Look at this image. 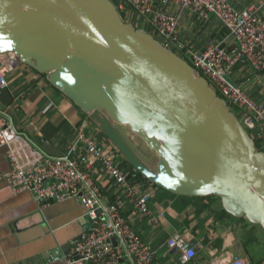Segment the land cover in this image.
Returning a JSON list of instances; mask_svg holds the SVG:
<instances>
[{
	"label": "water",
	"instance_id": "1",
	"mask_svg": "<svg viewBox=\"0 0 264 264\" xmlns=\"http://www.w3.org/2000/svg\"><path fill=\"white\" fill-rule=\"evenodd\" d=\"M0 53L45 75L145 181L217 197L264 232V152L204 77L110 0H0Z\"/></svg>",
	"mask_w": 264,
	"mask_h": 264
},
{
	"label": "crops",
	"instance_id": "2",
	"mask_svg": "<svg viewBox=\"0 0 264 264\" xmlns=\"http://www.w3.org/2000/svg\"><path fill=\"white\" fill-rule=\"evenodd\" d=\"M230 3L238 10L252 5L264 20V0H230ZM130 25L139 30L142 27L139 22ZM179 34L201 51L208 40H223L227 32L214 18L202 23L186 13ZM226 43L229 45L230 41ZM228 75L232 85L241 87L251 99L264 102V71L238 64ZM6 81L13 102L8 107L0 104V110L7 111V121L44 156L64 155L83 131L122 167L129 169L89 118L46 77L19 64ZM8 170L5 150L0 149V264H66L74 241L87 231L82 205L76 199L43 205L27 191L13 194L1 179ZM92 175L102 194L109 202L118 201L123 216L154 250V264H179L178 255L165 245L174 234L181 235L194 248L195 257L188 264H217L235 256L244 264H264L263 230L226 212L219 198L175 196L133 176L132 192L136 195L147 192L151 196L148 205L157 224L149 226L133 209L125 188L108 177L99 164L93 168Z\"/></svg>",
	"mask_w": 264,
	"mask_h": 264
},
{
	"label": "built area",
	"instance_id": "3",
	"mask_svg": "<svg viewBox=\"0 0 264 264\" xmlns=\"http://www.w3.org/2000/svg\"><path fill=\"white\" fill-rule=\"evenodd\" d=\"M113 5L123 22L129 25L139 22L141 28L150 30L164 48L204 77L226 105L236 108L241 124L253 133L250 136L253 143L258 142L259 151L264 152V102L251 99L241 87L226 79L238 64L264 71V20L256 7L238 10L230 0H116ZM186 13L202 23L214 18L226 30L225 39H210L197 51L194 44L179 34ZM16 66L13 54L0 53V91L7 88L6 77ZM6 113L0 110V149L5 150L9 170L1 179L11 192L27 191L43 205L76 199L84 209L87 231L73 243L66 264H154V250L123 216L118 201L109 202L102 194L92 170L99 164L108 177L125 188L135 212L149 226H154L157 218L149 209L150 193L136 195L130 189L131 179L136 175L83 131L64 155L44 156L13 128ZM165 245L178 255L179 264H188L195 257L192 245L179 234L170 236ZM217 264L244 263L235 256Z\"/></svg>",
	"mask_w": 264,
	"mask_h": 264
},
{
	"label": "trees",
	"instance_id": "4",
	"mask_svg": "<svg viewBox=\"0 0 264 264\" xmlns=\"http://www.w3.org/2000/svg\"><path fill=\"white\" fill-rule=\"evenodd\" d=\"M113 4H116V0H110ZM147 33H149V34H151L152 36H154L152 33H151V31L150 30H148L147 31ZM42 77H46L45 75H41ZM230 109H231V111L235 114V116L238 118V119H240V112L236 109V108H234V107H230ZM247 132L249 133V135L250 136H252L253 135V133H252V131H250V130H247ZM254 145H255V147H256V149H257V151H259V150H261V148H260V145H259V143L258 142H256V141H254ZM124 161V160H123ZM125 162V161H124ZM126 163V162H125ZM127 164V163H126ZM128 165V164H127ZM128 167H129V170H130V173H133L134 175H136L138 178H141V179H143L138 173H135V171L128 165ZM144 180V179H143ZM157 188V187H156Z\"/></svg>",
	"mask_w": 264,
	"mask_h": 264
},
{
	"label": "rangeland",
	"instance_id": "5",
	"mask_svg": "<svg viewBox=\"0 0 264 264\" xmlns=\"http://www.w3.org/2000/svg\"><path fill=\"white\" fill-rule=\"evenodd\" d=\"M141 29H143V28H141ZM144 31H148V29H146L145 28V30ZM178 54V53H177ZM226 79L228 80V81H230L231 82V78L229 77V75H226ZM122 131H123V134L127 137V135L129 136V131L128 130H126V129H124V128H122ZM131 140H132V142H133V146H140V142L138 141V139H132L131 138ZM122 158V157H121Z\"/></svg>",
	"mask_w": 264,
	"mask_h": 264
},
{
	"label": "bare ground",
	"instance_id": "6",
	"mask_svg": "<svg viewBox=\"0 0 264 264\" xmlns=\"http://www.w3.org/2000/svg\"><path fill=\"white\" fill-rule=\"evenodd\" d=\"M136 173V172H135Z\"/></svg>",
	"mask_w": 264,
	"mask_h": 264
}]
</instances>
